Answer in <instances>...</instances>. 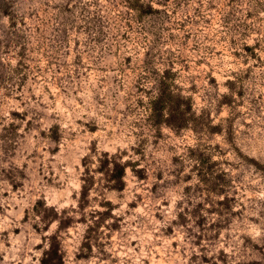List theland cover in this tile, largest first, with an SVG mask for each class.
Wrapping results in <instances>:
<instances>
[{"label":"rangeland","instance_id":"1","mask_svg":"<svg viewBox=\"0 0 264 264\" xmlns=\"http://www.w3.org/2000/svg\"><path fill=\"white\" fill-rule=\"evenodd\" d=\"M159 81L196 125L154 123ZM63 209L64 264H264V0H0V264Z\"/></svg>","mask_w":264,"mask_h":264},{"label":"trees","instance_id":"2","mask_svg":"<svg viewBox=\"0 0 264 264\" xmlns=\"http://www.w3.org/2000/svg\"><path fill=\"white\" fill-rule=\"evenodd\" d=\"M137 7L139 9H143L145 13L152 12V9L148 4L143 5L139 3L135 8ZM152 106L154 123L159 124L162 122L164 125L173 130L192 127L197 124V120L199 119L192 110L191 99L170 90L169 85L165 82L159 81L157 83V92L152 102ZM213 130H215V128ZM104 157H107V155L104 154ZM110 159L114 160L115 156H112ZM107 162L108 159L106 158L104 164H107ZM204 164H206L205 159L200 156H196L195 167L198 174V181L208 183L209 180L214 178L211 177L209 166L206 164L204 167ZM114 165V172L106 174V177L108 182H113L115 184L113 188H115V190H119L123 185L122 178L124 175L125 165L117 163ZM90 188L91 181L88 179H82L79 195L76 200V207L72 209L73 212L80 214L81 217L79 220L85 224L87 231H89L93 226L94 228H97L103 221L104 217L111 216V204L108 201H105L104 211L100 213L97 212L100 215L99 221H91L93 226L87 223L88 221L85 217V208L89 203L87 197ZM210 190L217 195L222 193V190H219L214 186H212ZM224 200L225 198H223L222 201ZM222 201H219V204H222ZM97 213L94 210H90L87 215L93 217L92 215ZM36 214L40 216V212L36 211ZM53 220L57 222V230L55 234L49 237L50 242L47 244V248L42 251L39 264H64L56 233L66 229L72 223V217H69L67 210L63 209L58 213H54L51 217V221ZM85 240L86 241L83 243L84 246H86V248H90V241L88 238H85Z\"/></svg>","mask_w":264,"mask_h":264}]
</instances>
